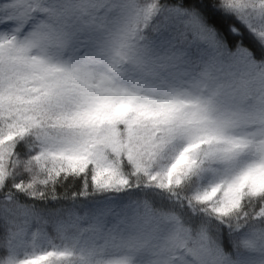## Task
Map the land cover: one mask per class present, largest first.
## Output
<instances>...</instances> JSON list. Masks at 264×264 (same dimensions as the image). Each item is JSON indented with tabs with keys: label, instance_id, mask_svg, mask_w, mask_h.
<instances>
[{
	"label": "snow or ice",
	"instance_id": "snow-or-ice-1",
	"mask_svg": "<svg viewBox=\"0 0 264 264\" xmlns=\"http://www.w3.org/2000/svg\"><path fill=\"white\" fill-rule=\"evenodd\" d=\"M0 264H264V0H0Z\"/></svg>",
	"mask_w": 264,
	"mask_h": 264
}]
</instances>
